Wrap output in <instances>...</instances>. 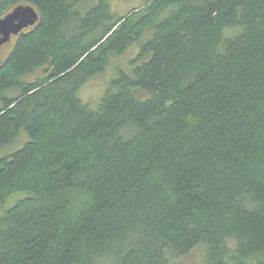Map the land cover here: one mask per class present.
Returning <instances> with one entry per match:
<instances>
[{
	"label": "trees",
	"instance_id": "1",
	"mask_svg": "<svg viewBox=\"0 0 264 264\" xmlns=\"http://www.w3.org/2000/svg\"><path fill=\"white\" fill-rule=\"evenodd\" d=\"M18 4L41 19L0 60V151L27 136L0 158V205L22 196L0 264H177L198 247L205 264H264V0L120 16L111 0H2L0 16Z\"/></svg>",
	"mask_w": 264,
	"mask_h": 264
},
{
	"label": "rangeland",
	"instance_id": "2",
	"mask_svg": "<svg viewBox=\"0 0 264 264\" xmlns=\"http://www.w3.org/2000/svg\"><path fill=\"white\" fill-rule=\"evenodd\" d=\"M92 2V0H89ZM112 9L119 16L125 15L135 8H140L145 4V0H111ZM227 39L233 38L239 34V30H227L225 33ZM13 44L4 48L0 51V60L4 61L8 54L11 52ZM139 53L138 44L133 45L122 57L114 60L107 71L100 76L92 79L80 92V97L85 102H90L91 104H96L99 98L102 96L106 88L110 85L111 81L116 77L117 68L127 69L130 62L137 57ZM118 73V72H117ZM42 72H38L35 76L41 75ZM29 78L28 80L33 79ZM27 142V136L24 134L10 147L0 151V158L9 156L12 152L22 149L23 145ZM22 196H13L5 204L0 205V217L5 213V210L10 208L18 198ZM177 264H205L204 262V252L203 247H198V249L191 255L177 260Z\"/></svg>",
	"mask_w": 264,
	"mask_h": 264
},
{
	"label": "water",
	"instance_id": "3",
	"mask_svg": "<svg viewBox=\"0 0 264 264\" xmlns=\"http://www.w3.org/2000/svg\"><path fill=\"white\" fill-rule=\"evenodd\" d=\"M40 15L32 6L21 5L7 17L0 20V46L10 41L12 35L20 34L24 29L40 22Z\"/></svg>",
	"mask_w": 264,
	"mask_h": 264
},
{
	"label": "flooded vegetation",
	"instance_id": "4",
	"mask_svg": "<svg viewBox=\"0 0 264 264\" xmlns=\"http://www.w3.org/2000/svg\"><path fill=\"white\" fill-rule=\"evenodd\" d=\"M1 1L2 0H0V3H1ZM19 6V4L18 5H12V6H10L7 10H5L4 12H2V14H1V16H0V20L1 19H4L5 17H7L10 13H12L13 12V10L15 9V8H17ZM30 29V28H29ZM26 30H28V29H26ZM26 30H24V31H26ZM23 31V32H24ZM17 36H15V35H12L11 36V39H10V41L9 42H7L6 44H3L2 46H0V51H2L4 48H6V47H8L12 42H13V40L16 38Z\"/></svg>",
	"mask_w": 264,
	"mask_h": 264
}]
</instances>
